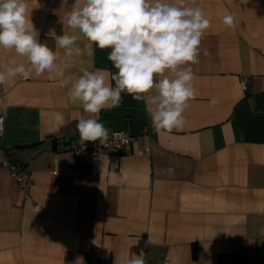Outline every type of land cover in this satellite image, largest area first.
Returning a JSON list of instances; mask_svg holds the SVG:
<instances>
[{"label": "crops", "instance_id": "1", "mask_svg": "<svg viewBox=\"0 0 264 264\" xmlns=\"http://www.w3.org/2000/svg\"><path fill=\"white\" fill-rule=\"evenodd\" d=\"M172 2L210 20L183 128L156 131L151 105L122 93L99 119L109 136L133 141L120 156L81 165L76 124L89 114L68 101L55 72L0 85V153L33 180L25 194L0 169V264H127L141 250L145 264H264V0ZM73 6L79 0H28L40 41L59 53L66 76L115 74L110 49L94 45L89 56L82 34L64 23ZM228 14L234 27L223 23ZM51 31L77 35L81 54L66 60ZM19 64L29 67L0 48V72Z\"/></svg>", "mask_w": 264, "mask_h": 264}, {"label": "clouds", "instance_id": "2", "mask_svg": "<svg viewBox=\"0 0 264 264\" xmlns=\"http://www.w3.org/2000/svg\"><path fill=\"white\" fill-rule=\"evenodd\" d=\"M31 10L28 0H0V48L14 49L29 62L28 68L19 64L0 72V85L33 71L36 76L55 72L61 78L60 86L68 89V101L89 114L76 124L81 143L107 141L109 130L99 115L103 109L119 107L122 93L151 105L148 113L156 131L184 127L185 109L198 94L191 65L199 62V45L210 27L201 8L181 7L172 0H79V6L65 13L64 23L82 34L89 56L95 55L94 45L110 49L107 59L118 70L106 74L105 69H96L79 76H66L67 64L56 63L59 53L40 41ZM234 19L225 15L223 23L234 27ZM50 35L65 50L66 60L81 54L77 35H56L54 31ZM110 81L115 82L114 87ZM217 103L216 98L210 100L213 106ZM144 255L143 250L132 254L127 264H145ZM78 262L83 264L82 258Z\"/></svg>", "mask_w": 264, "mask_h": 264}, {"label": "built area", "instance_id": "3", "mask_svg": "<svg viewBox=\"0 0 264 264\" xmlns=\"http://www.w3.org/2000/svg\"><path fill=\"white\" fill-rule=\"evenodd\" d=\"M245 86V82L243 83ZM2 106V100H0V107ZM2 117V133L4 131V116ZM133 141L131 135L125 132H114L112 133L106 142L101 143L100 141L95 142H84L81 143L79 137L76 139V146L73 149V154L76 157L79 164H90L98 161L102 156H120L125 152V148ZM148 153V151H145ZM139 154H142L141 152ZM0 169L6 170L10 178L17 184L21 191L27 194L33 185V180L28 170L16 163L9 162L0 153ZM85 264H112L107 260H92Z\"/></svg>", "mask_w": 264, "mask_h": 264}]
</instances>
